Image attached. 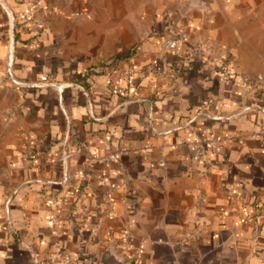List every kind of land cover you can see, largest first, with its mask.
<instances>
[{
  "label": "crops",
  "instance_id": "0c3cea01",
  "mask_svg": "<svg viewBox=\"0 0 264 264\" xmlns=\"http://www.w3.org/2000/svg\"><path fill=\"white\" fill-rule=\"evenodd\" d=\"M4 2L0 264H264V0H123L105 32L94 0Z\"/></svg>",
  "mask_w": 264,
  "mask_h": 264
},
{
  "label": "rangeland",
  "instance_id": "374dc122",
  "mask_svg": "<svg viewBox=\"0 0 264 264\" xmlns=\"http://www.w3.org/2000/svg\"><path fill=\"white\" fill-rule=\"evenodd\" d=\"M122 3L123 0H94L93 18L98 23L97 26L100 30L103 29L105 32L108 24H112L113 21L118 22V18L125 8ZM146 8L142 5L132 4L130 9L131 23H126L125 30L122 32L117 31L112 37L103 35L97 28L94 29L95 31L93 33L96 34L98 32L99 35L96 36L93 34L89 39H85V41L90 40L86 44V49H88L86 53H89L87 56L94 55L99 62L111 59L114 48L122 44L126 38L130 39L135 34L137 20L141 18ZM125 33L126 35L123 36Z\"/></svg>",
  "mask_w": 264,
  "mask_h": 264
},
{
  "label": "built area",
  "instance_id": "2783aa9c",
  "mask_svg": "<svg viewBox=\"0 0 264 264\" xmlns=\"http://www.w3.org/2000/svg\"><path fill=\"white\" fill-rule=\"evenodd\" d=\"M32 15L31 12H28L25 14L26 17H30ZM178 42V39L176 37H173V38H170V39H164L163 40V47L165 48H171V47H174ZM137 49H141L140 46L137 47ZM11 64L10 63V69H9V72L12 73V68H11ZM234 63L231 62L230 65H228L223 71H222V74H221V78L223 80H227L229 79L230 77L233 76L234 74ZM126 80L128 82L129 85H131L132 87L135 85V71L134 70H129L127 73H126ZM211 132V127H209L208 125H205V124H202L201 127H200V138L198 140L195 141V146L198 148L199 150V154L201 156H205L206 155V148L207 147H210L212 145H214V142L213 140L209 137V133ZM258 137H264V129L258 133L257 135ZM71 154L70 153H65L64 156H63V159L66 160L68 158H70ZM69 176L66 175L64 180L67 182L69 181ZM58 218L59 216H56L53 218V222L57 223L58 222ZM253 220H256V221H262L264 220V210H257V211H251V210H248L245 212V215H244V221L245 222H250V221H253ZM190 239V237H189ZM130 241V236L127 235L123 238L122 242L124 244V247H127L128 246V243ZM50 262L53 264L55 263V259L52 257L49 259Z\"/></svg>",
  "mask_w": 264,
  "mask_h": 264
},
{
  "label": "water",
  "instance_id": "95a60500",
  "mask_svg": "<svg viewBox=\"0 0 264 264\" xmlns=\"http://www.w3.org/2000/svg\"><path fill=\"white\" fill-rule=\"evenodd\" d=\"M0 1H1V3H3L5 5L4 0H0ZM5 7H6L8 13L10 15V19H11V22H12V29H13L14 28V23H15L14 13L8 6L5 5Z\"/></svg>",
  "mask_w": 264,
  "mask_h": 264
},
{
  "label": "trees",
  "instance_id": "16d2710c",
  "mask_svg": "<svg viewBox=\"0 0 264 264\" xmlns=\"http://www.w3.org/2000/svg\"><path fill=\"white\" fill-rule=\"evenodd\" d=\"M117 59H114V58H111V59H109V60H107L106 61V66H111V65H113L114 63H115V61H116Z\"/></svg>",
  "mask_w": 264,
  "mask_h": 264
}]
</instances>
